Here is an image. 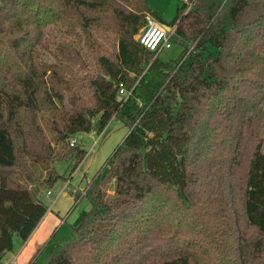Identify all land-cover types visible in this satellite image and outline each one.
I'll return each instance as SVG.
<instances>
[{
  "label": "trees",
  "instance_id": "obj_1",
  "mask_svg": "<svg viewBox=\"0 0 264 264\" xmlns=\"http://www.w3.org/2000/svg\"><path fill=\"white\" fill-rule=\"evenodd\" d=\"M123 1L0 0V82L15 73L0 85V264L47 214L40 195L64 179L55 164L67 161L73 174L86 158L73 137L101 136L114 118L129 132L106 173L72 193L75 206L88 197L92 207L47 264H264V136L250 129L264 117V0L182 3L172 22L158 21L182 48L169 61L135 39L155 16L147 0ZM66 10L88 33L95 14L112 11L121 25L118 53L98 57L93 73L79 53L35 66ZM210 46L216 58L204 56ZM85 89L90 107L76 96ZM45 111L64 116L50 127L53 147L39 125H22L23 113L33 124ZM184 226L194 244L171 250L165 239Z\"/></svg>",
  "mask_w": 264,
  "mask_h": 264
},
{
  "label": "rangeland",
  "instance_id": "obj_2",
  "mask_svg": "<svg viewBox=\"0 0 264 264\" xmlns=\"http://www.w3.org/2000/svg\"><path fill=\"white\" fill-rule=\"evenodd\" d=\"M110 1L115 2L116 5L119 4L125 7H127L128 4L123 0ZM136 3H138V0H135V4ZM147 3L151 11L155 14V16L148 17H151L156 21L162 19L165 22L170 23L177 16L178 7L182 5L183 0H147ZM133 4L134 2L132 5ZM132 5L128 6L131 8ZM65 13L60 25L57 26L54 23L51 24L45 43L36 48L39 53L38 59L35 60V66L37 69L44 68L45 65L57 64V60L53 59L52 54H58L60 59L62 58V60H60L62 63H71L69 60L70 57H75L77 53L81 54L84 63L88 65L87 73H93L96 71L95 65L98 57H115L118 53V35L121 25L112 11H109L106 14L91 15L90 20H92V24L89 33L83 28L85 21L83 22L79 20L78 22H74L73 19L71 20V12L66 10ZM144 29L145 25L135 37L137 41H139V37ZM173 30L174 29H171V31ZM209 49L210 53L209 51H206L204 52V56L209 57L211 55L213 58H216L219 51L212 46H210ZM181 54L182 48L179 45H172L170 49H164L161 51L159 53V58L164 61L175 60L179 58ZM3 57L4 56H1L0 61H4L2 60L4 59ZM63 58H65L67 62ZM7 60L9 62L12 61L10 59ZM3 66L5 67V65ZM14 76L15 73L10 71V73L7 74L8 80L4 84L11 85ZM2 83L3 82H0V85H4ZM72 93L73 90L71 92H66V95L71 97ZM91 94L92 91L90 89H85L78 91L76 96H83L86 100L82 105L90 107L93 105L90 97ZM261 110L264 111V104L261 106ZM63 117L64 116L61 113L55 114V117H53L48 111H45L39 114L36 121L32 124L33 114L23 113L22 125H39L43 131V134L41 135L42 141L45 143L50 142L49 144L53 147L54 134L50 130V127L53 125V121H55L57 125H63ZM258 125L260 128H258ZM254 126L256 133L264 136V117L261 122H258V119L254 120L253 126L250 129H254ZM128 132L129 129L119 120L114 118L109 123L107 130L101 137L95 131H92L91 133H80L73 137L77 141L78 146L87 152V156L75 171L76 173L74 172L75 175L73 177H71L70 164L67 161H58L55 164L56 171L64 179H60L50 190H45L40 195L42 202L50 210L45 215L43 225H47L52 230H48V237L45 243L37 249L30 264H47L59 253L63 244L75 239V229L81 224L85 214L90 211L92 206L88 197L82 198V200L75 206L72 193L81 194L83 196L92 180L102 174V172L103 174L106 173L104 168L107 160L116 148L121 145ZM30 143L38 144L36 141ZM71 147L69 149H71ZM19 158L20 160L24 159L22 155H19ZM29 160V158H25L26 163H28ZM29 165L32 167L31 164ZM32 169L36 171L35 168ZM37 174L39 177L44 176L42 171H37ZM64 180H70L71 186L69 187L71 192H62L65 183ZM108 190L110 193H113L114 185L110 184ZM48 191L52 194L49 198H47L46 195ZM161 200L163 201V198ZM190 214L191 213L189 212V215ZM177 217L179 218V216ZM179 239H182L185 242H179ZM165 240L171 241L165 243V245H168L171 250L186 248L189 244H194L195 242L194 237L191 235V230L188 231V226H184L182 236H175L173 238L169 237V239L166 238ZM19 243L20 240L15 239L14 247L16 249H18ZM198 244H200L199 241ZM163 249L165 251L169 250L165 247ZM8 254L12 255L11 252L7 253V255Z\"/></svg>",
  "mask_w": 264,
  "mask_h": 264
},
{
  "label": "built area",
  "instance_id": "obj_3",
  "mask_svg": "<svg viewBox=\"0 0 264 264\" xmlns=\"http://www.w3.org/2000/svg\"><path fill=\"white\" fill-rule=\"evenodd\" d=\"M183 3L188 5L189 9L192 7V0H183ZM173 33L174 30L168 31L165 29L163 24L151 17H148L145 29L139 37V42L148 51L159 54L164 49H170L172 47L171 36ZM120 95H127V92L124 89H121ZM76 145L77 141L73 139L71 146L73 147ZM46 195L47 198H49L51 192L48 191Z\"/></svg>",
  "mask_w": 264,
  "mask_h": 264
},
{
  "label": "crops",
  "instance_id": "obj_4",
  "mask_svg": "<svg viewBox=\"0 0 264 264\" xmlns=\"http://www.w3.org/2000/svg\"><path fill=\"white\" fill-rule=\"evenodd\" d=\"M75 173H73L71 177H73L75 175ZM69 186H71L70 180H66L65 183H64V187H63L62 192L63 193L71 192ZM51 210H52V208H51ZM49 211L50 210H48V212ZM44 218H43V220L41 221V223L39 224L37 229L34 231V233L31 235V237L29 238V240L26 243L23 244V243L20 242L18 249H16L14 247V250L11 252L12 255H9V254L5 255L3 264H30V261L35 256V253H36L37 249L42 244L45 243V241H46V239L48 237V230L49 231L52 230L47 225H43L44 224Z\"/></svg>",
  "mask_w": 264,
  "mask_h": 264
},
{
  "label": "water",
  "instance_id": "obj_5",
  "mask_svg": "<svg viewBox=\"0 0 264 264\" xmlns=\"http://www.w3.org/2000/svg\"><path fill=\"white\" fill-rule=\"evenodd\" d=\"M164 27H165L166 30L171 31V28L170 27H168L166 25H164Z\"/></svg>",
  "mask_w": 264,
  "mask_h": 264
}]
</instances>
